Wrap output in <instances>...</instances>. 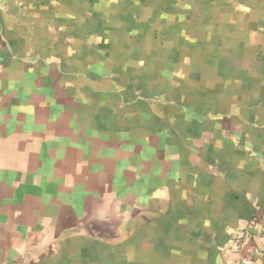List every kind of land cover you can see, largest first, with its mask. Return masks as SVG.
<instances>
[{
    "label": "crops",
    "instance_id": "1",
    "mask_svg": "<svg viewBox=\"0 0 264 264\" xmlns=\"http://www.w3.org/2000/svg\"><path fill=\"white\" fill-rule=\"evenodd\" d=\"M250 222L264 0H0V264H224Z\"/></svg>",
    "mask_w": 264,
    "mask_h": 264
},
{
    "label": "built area",
    "instance_id": "2",
    "mask_svg": "<svg viewBox=\"0 0 264 264\" xmlns=\"http://www.w3.org/2000/svg\"><path fill=\"white\" fill-rule=\"evenodd\" d=\"M253 223H247L240 226L233 237L232 249L237 254L235 257L227 259L224 264H264V260L258 259L263 254V249L255 245L253 247L254 257L243 253L245 241L253 237L252 228ZM258 256V257H257Z\"/></svg>",
    "mask_w": 264,
    "mask_h": 264
}]
</instances>
